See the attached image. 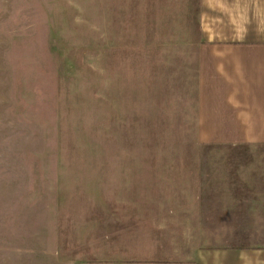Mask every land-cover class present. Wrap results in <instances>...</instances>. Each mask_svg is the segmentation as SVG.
<instances>
[{"label":"rangeland","instance_id":"374dc122","mask_svg":"<svg viewBox=\"0 0 264 264\" xmlns=\"http://www.w3.org/2000/svg\"><path fill=\"white\" fill-rule=\"evenodd\" d=\"M198 10L0 0V264L163 252L195 204Z\"/></svg>","mask_w":264,"mask_h":264},{"label":"crops","instance_id":"0c3cea01","mask_svg":"<svg viewBox=\"0 0 264 264\" xmlns=\"http://www.w3.org/2000/svg\"><path fill=\"white\" fill-rule=\"evenodd\" d=\"M198 11L193 211L164 230L162 253L99 264H264V0H199ZM184 15L166 36L174 55Z\"/></svg>","mask_w":264,"mask_h":264}]
</instances>
